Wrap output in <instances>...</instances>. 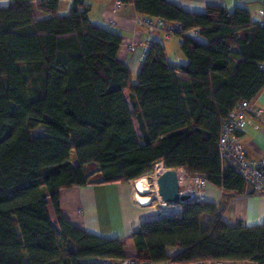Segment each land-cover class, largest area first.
<instances>
[{
  "label": "trees",
  "instance_id": "16d2710c",
  "mask_svg": "<svg viewBox=\"0 0 264 264\" xmlns=\"http://www.w3.org/2000/svg\"><path fill=\"white\" fill-rule=\"evenodd\" d=\"M60 1L0 6V264L125 258L120 239L62 216V188L127 182L162 162L224 191L252 194L217 151L223 120L264 87V23L251 19L248 4L191 12L170 0H120L141 16L178 24L186 58L169 63L154 41L131 82L117 57L121 35L91 22L85 0H72L67 13ZM176 206L134 228L136 260L264 264V224H229L222 209L202 200ZM173 247L179 251L171 255Z\"/></svg>",
  "mask_w": 264,
  "mask_h": 264
},
{
  "label": "crops",
  "instance_id": "0c3cea01",
  "mask_svg": "<svg viewBox=\"0 0 264 264\" xmlns=\"http://www.w3.org/2000/svg\"><path fill=\"white\" fill-rule=\"evenodd\" d=\"M170 1L191 12H204L209 5H220L231 11L235 6L248 4L253 21L260 20L261 11L264 14L263 9L257 5L261 4V0ZM62 2L66 5L63 12H67L72 0H61L59 11ZM85 3L90 6L88 17L91 22L111 28L121 35L122 42L117 57L130 69L131 82L135 81L139 67L144 60V46L152 44L154 41L163 44L169 63L178 65L186 63V58L180 50L178 38L175 36L165 37L161 31L138 26L136 19L139 14L132 4L120 2L116 6L115 0H85ZM130 44L132 47L128 48L127 46ZM124 94L127 95L126 89ZM252 101L256 107L262 110V116L258 118L251 114L248 115L239 130V136L247 158L256 161L264 159V87ZM174 169L189 171L185 167ZM134 180L62 188L59 191L61 214L76 228L104 238L120 239L125 244V258H134L135 249L131 239L134 228L144 221L166 214L162 211L164 206L167 207V211L177 209L176 205L168 204L160 196L155 186L147 190L143 188L139 180L133 184ZM246 191L250 192L248 185H246ZM201 200L213 203L222 209V216L229 224L237 222L246 226L264 224V195H238L232 191H224L208 182L202 192ZM47 211L50 218L54 220V212L50 204ZM178 251L179 249L176 247L168 250L171 255ZM225 264L253 263L228 261Z\"/></svg>",
  "mask_w": 264,
  "mask_h": 264
},
{
  "label": "built area",
  "instance_id": "2783aa9c",
  "mask_svg": "<svg viewBox=\"0 0 264 264\" xmlns=\"http://www.w3.org/2000/svg\"><path fill=\"white\" fill-rule=\"evenodd\" d=\"M9 0H0V3L7 4ZM120 0H115V5L120 4ZM263 12L261 11L258 20L259 24L264 23ZM138 26H145L152 30L163 32L165 37L175 36L179 41L181 37L176 36V30L180 29L178 24H167L164 20L152 17H145L139 15L136 19ZM190 34H196L195 31H190ZM151 44H146L143 49L145 54ZM131 48L132 45H128ZM262 110L256 107L252 100L240 102L223 120L217 142V151L222 164L232 165L237 173L243 178L246 184L250 187V191L255 195H264V159L250 160L247 158L244 147L240 141L239 130L248 115L261 118ZM165 168L162 162L154 165L155 179L157 178L158 168ZM179 181L180 192L190 196V199L199 201L202 199V192L204 191L208 181L199 174L191 173L185 169H175ZM166 209V207H163ZM166 213L169 211H165ZM164 212V213H165ZM154 264L152 262L138 261L135 258H123L116 260H106L102 264ZM226 262L220 260H197L191 264H225ZM162 264H178L173 261H166Z\"/></svg>",
  "mask_w": 264,
  "mask_h": 264
},
{
  "label": "water",
  "instance_id": "95a60500",
  "mask_svg": "<svg viewBox=\"0 0 264 264\" xmlns=\"http://www.w3.org/2000/svg\"><path fill=\"white\" fill-rule=\"evenodd\" d=\"M155 182L160 196L170 205L190 199L189 195L180 192L177 172L174 168H164Z\"/></svg>",
  "mask_w": 264,
  "mask_h": 264
},
{
  "label": "rangeland",
  "instance_id": "374dc122",
  "mask_svg": "<svg viewBox=\"0 0 264 264\" xmlns=\"http://www.w3.org/2000/svg\"><path fill=\"white\" fill-rule=\"evenodd\" d=\"M1 5H3V3L1 2L0 3V6ZM258 5V7L260 8L261 7V9H263V11H264V0H261V4H257ZM66 5H65V3H61V8H60V13H67V12H63L64 10V7H65ZM40 133H42V128L40 127V128H37V129H35L34 131H33V134L34 135H37V134H40ZM89 170H95V168L94 167H90V169ZM158 172H159V170H158ZM154 173H155V169L154 168H152L151 170H149V171H147V172H145L144 174H142L140 177H138V178H136L134 181H132V183L133 184H136V182L140 179V178H142V182H147V181H151L153 184H154V186H155V188L156 189H158L157 188V185H156V182H155V176H154ZM167 210V207H166V209H164V208H162V211L163 212H165Z\"/></svg>",
  "mask_w": 264,
  "mask_h": 264
},
{
  "label": "bare ground",
  "instance_id": "6f19581e",
  "mask_svg": "<svg viewBox=\"0 0 264 264\" xmlns=\"http://www.w3.org/2000/svg\"><path fill=\"white\" fill-rule=\"evenodd\" d=\"M159 172L160 173L162 171V168H158ZM139 182L141 183V185L143 186L144 189H150L152 187H154V184L151 182V181H147V182H142V178L139 179ZM157 190V189H156Z\"/></svg>",
  "mask_w": 264,
  "mask_h": 264
}]
</instances>
